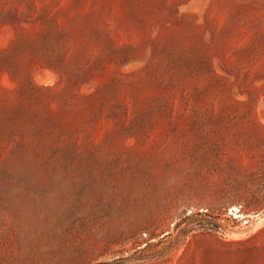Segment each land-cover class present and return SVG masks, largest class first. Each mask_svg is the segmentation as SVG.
I'll return each instance as SVG.
<instances>
[{
  "label": "rangeland",
  "instance_id": "374dc122",
  "mask_svg": "<svg viewBox=\"0 0 264 264\" xmlns=\"http://www.w3.org/2000/svg\"><path fill=\"white\" fill-rule=\"evenodd\" d=\"M0 264H264V0H0Z\"/></svg>",
  "mask_w": 264,
  "mask_h": 264
}]
</instances>
